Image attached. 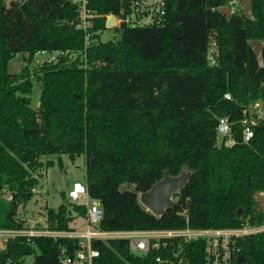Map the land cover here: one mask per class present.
Masks as SVG:
<instances>
[{"label": "trees", "instance_id": "obj_1", "mask_svg": "<svg viewBox=\"0 0 264 264\" xmlns=\"http://www.w3.org/2000/svg\"><path fill=\"white\" fill-rule=\"evenodd\" d=\"M87 1L97 15L119 11V0ZM230 1L166 0L162 26L107 31L106 38L94 35L84 50L73 0L21 5L0 0V228L24 225L16 216L39 187L32 173L53 165L43 158L65 155L74 162L82 154L84 184L100 203L105 230L231 228L246 218L261 224L264 121L252 127L246 143L241 121L244 108L256 101L264 105V44L262 67L250 47V41L264 42V0H251L252 20L242 10L228 18L220 13ZM103 27L99 17L88 29ZM211 44L218 50L216 66L207 62ZM42 50L75 55L38 69L41 96L33 109L27 67ZM20 53L27 55L26 64L11 74L8 63ZM225 117L235 141L231 147L217 141V122ZM183 171L189 177L162 216L138 202L164 172L178 176ZM75 216L83 219L85 208L66 203L47 208V227L71 230ZM93 246L99 251L94 264H157V255L170 254L152 250L139 256L123 240ZM238 247L233 264H264V232L239 240ZM76 248L77 241L67 238L14 240L0 250V264H27L28 256H33L30 264H58L60 249ZM171 248L185 254L187 264H206L203 241L180 247L175 242Z\"/></svg>", "mask_w": 264, "mask_h": 264}, {"label": "built area", "instance_id": "obj_2", "mask_svg": "<svg viewBox=\"0 0 264 264\" xmlns=\"http://www.w3.org/2000/svg\"><path fill=\"white\" fill-rule=\"evenodd\" d=\"M78 5V22L76 28L84 32V50L89 45L94 35L107 37V31L126 28H152L160 27L165 21L166 0H119V11L114 14L111 12L97 15L88 8L87 0H73ZM233 2H230V6ZM229 9V7H227ZM230 14L234 13L229 9ZM103 18V28L89 31V26L96 18ZM112 24L108 25V20ZM38 61L42 64L56 62L60 58L72 57L74 52L62 50H42L35 54ZM218 50L211 44L207 54L209 66L218 65ZM227 100H231L229 94H225ZM244 115L241 121V139L244 143L248 142L253 136L252 127L264 121V105L256 101L242 110ZM217 141L221 145L231 147L235 144L232 137V127L228 118H220L216 127ZM6 201L11 200V195L6 189L2 190ZM31 192L36 193L33 188ZM67 199L70 204L85 208L83 221L85 226L82 229H71L66 231L51 230L47 227L46 219L38 214L31 221L25 216V208H19L16 216L18 222H23L21 228H0V250L14 240L29 242L32 238L49 237L52 239L67 238L77 241V248L68 253L66 249H60V260L58 264H94V260L99 256V251L93 246L95 242H111L123 240L126 242L130 252L146 256L152 250L167 251L170 254L157 255L154 259L157 264H187V256L180 254V250L174 251L171 247L176 242L187 244L194 241L205 243V262L206 264H233L238 257L240 249L239 240L264 232L263 222L255 225L246 218L240 226L231 228H203L194 229L185 227L182 229H154V230H105L101 227L103 211L99 201L92 199L87 191L85 184L74 182L67 192ZM21 260L18 259L17 262Z\"/></svg>", "mask_w": 264, "mask_h": 264}, {"label": "rangeland", "instance_id": "obj_3", "mask_svg": "<svg viewBox=\"0 0 264 264\" xmlns=\"http://www.w3.org/2000/svg\"><path fill=\"white\" fill-rule=\"evenodd\" d=\"M6 3L9 0H5ZM230 10H233L235 13L241 11V6L239 0H232ZM225 37V36H224ZM226 38V37H225ZM224 45L228 46V42L224 40ZM27 55L16 54L8 63V71L11 74H18L22 72L23 67L25 66V58ZM227 60L228 55L226 54ZM43 64L40 63L35 57L32 56L31 61L28 65V70L30 72V82H31V91L28 94L30 101V106L35 109L38 106L40 96H41V83L36 79V73L38 69ZM50 160L53 162L51 167H40L32 174L37 177L39 187H36L35 196L32 198L30 203L25 207L24 214L28 217L29 222L38 214L42 215L43 219H46L47 208H57L61 203L70 204L67 199V192L70 189V186L74 182H79L84 184L85 176V165H86V156L84 154L78 156L74 162H72L65 155H50L42 159L43 162ZM61 161V166L58 162ZM61 193L65 194V199L62 198ZM172 201L175 203V196L172 197ZM85 226V223L81 217L75 216L74 220L70 224L72 229H82ZM33 261V256H28L25 258V263L30 264Z\"/></svg>", "mask_w": 264, "mask_h": 264}, {"label": "water", "instance_id": "obj_4", "mask_svg": "<svg viewBox=\"0 0 264 264\" xmlns=\"http://www.w3.org/2000/svg\"><path fill=\"white\" fill-rule=\"evenodd\" d=\"M24 0H15L16 5H21ZM243 15L252 20L251 12V0H239ZM219 12L224 14L227 18L230 15L227 7H221ZM108 25L112 24V20L109 19ZM263 44L259 40L250 41V47L255 55L256 61L259 67L263 65ZM189 173L186 171L181 172L178 176H170L167 172H164L162 178L153 184L149 190L142 192L138 195V202L152 215L162 216L164 212L174 205L172 197L178 194L185 185ZM128 188V184H124L122 189ZM242 214V209H238L237 216ZM109 220L113 219V215L108 216ZM240 256L239 258H241Z\"/></svg>", "mask_w": 264, "mask_h": 264}]
</instances>
